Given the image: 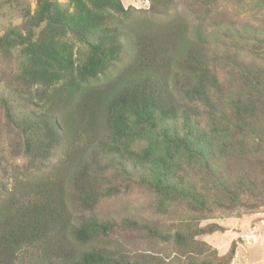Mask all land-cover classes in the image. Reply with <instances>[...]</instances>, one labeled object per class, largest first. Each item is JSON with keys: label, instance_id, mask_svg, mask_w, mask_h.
<instances>
[{"label": "trees", "instance_id": "1", "mask_svg": "<svg viewBox=\"0 0 264 264\" xmlns=\"http://www.w3.org/2000/svg\"><path fill=\"white\" fill-rule=\"evenodd\" d=\"M229 1L150 0L137 9L38 0L23 27L0 36V53L20 59L0 91V135L27 159L11 190L0 184V264H16L28 248L50 264H163L113 240L118 223L98 211L130 181L196 214L264 205V72L223 63L214 54L221 38L210 35L233 29ZM258 30L254 50L264 60V10ZM70 34L87 45L78 60ZM231 78L234 90L223 82ZM122 225L172 239L188 264H230L236 252V241L220 257L195 238L217 224L171 236L134 218Z\"/></svg>", "mask_w": 264, "mask_h": 264}, {"label": "rangeland", "instance_id": "2", "mask_svg": "<svg viewBox=\"0 0 264 264\" xmlns=\"http://www.w3.org/2000/svg\"><path fill=\"white\" fill-rule=\"evenodd\" d=\"M58 1L63 6L68 4V0ZM121 2L125 8L148 9L150 7V0H121ZM37 3L38 0H0V36L12 26L23 27L27 20V12L34 14ZM225 9L226 17L233 24V29L225 26L216 34L210 33L213 39L221 38L219 43L215 44L214 54L218 51L223 63L230 64L234 60L243 63L245 61L255 64L253 68L257 71L264 72V60L256 55L254 50L258 44L256 37L261 36L258 25L264 6L262 7L259 0H235L232 3L229 1ZM71 36L73 35L70 34L69 40L73 43V57L78 60L86 52L87 45ZM13 54L11 57H5L0 53V91L6 88V82L12 79L13 72L19 70V56L16 53ZM234 80L226 79L223 82L229 89L234 90ZM215 104L218 105L217 98ZM144 143L147 142L144 141ZM139 147L141 146L136 145L135 149L138 150ZM0 161L2 162L0 184L3 179L7 188L11 190L18 178L15 176L18 171L15 167L27 166V159L23 154H16L15 148L11 146L7 138L1 135ZM3 166L7 172L2 171ZM112 171L113 168L110 167L106 174L110 175ZM191 175L201 184L200 175L196 169H191ZM98 211L110 216L118 223L119 226L115 228L111 236L113 240H120L132 254H150L158 257L163 264H188L189 256L183 255L172 239L154 238L145 230H131L125 227L122 225L124 218H134L140 222L158 225L163 236H171L179 230H186L188 225L193 228H204L209 224H217L222 229L200 233L195 238L207 243L217 251L220 257L228 254L233 242L236 241V252L230 264H264V205L255 209L240 208L238 211L229 213L217 209L211 215L196 214L186 205L179 204L177 201L165 202L148 186L130 181L128 185L126 183L120 185V192L104 200L98 206ZM16 264L50 263L41 256L39 251L28 248L20 253Z\"/></svg>", "mask_w": 264, "mask_h": 264}]
</instances>
